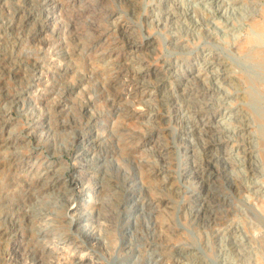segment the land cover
<instances>
[{
	"label": "rangeland",
	"instance_id": "1",
	"mask_svg": "<svg viewBox=\"0 0 264 264\" xmlns=\"http://www.w3.org/2000/svg\"><path fill=\"white\" fill-rule=\"evenodd\" d=\"M0 264H264V0H0Z\"/></svg>",
	"mask_w": 264,
	"mask_h": 264
},
{
	"label": "bare ground",
	"instance_id": "2",
	"mask_svg": "<svg viewBox=\"0 0 264 264\" xmlns=\"http://www.w3.org/2000/svg\"><path fill=\"white\" fill-rule=\"evenodd\" d=\"M47 7H48V6H47ZM49 19H50V18H49ZM27 21H28V20H27ZM33 35H34V34H33ZM30 38H31V37H30ZM243 118H244V117H243ZM7 119H8V118H7ZM205 127H206V126H205ZM205 149H206V148H205ZM8 165H9V164H8ZM46 170H47V169H46ZM40 180H41V179H40ZM71 182H72V183H71V184H72V189H75V188H76V185H77L78 182H77L76 180H74V179H73ZM205 186H206V185H205ZM69 188H70V187H69ZM216 189H217V188H216ZM208 190L210 191V188H209ZM214 191H215V190H214ZM65 192H66V191H65ZM202 192H203V191H202ZM205 196H206V193H205ZM204 205H205V204H204ZM198 208H199V207H198ZM204 213H207V209H205V208L202 210V214H204ZM84 253H87V252L84 251Z\"/></svg>",
	"mask_w": 264,
	"mask_h": 264
}]
</instances>
